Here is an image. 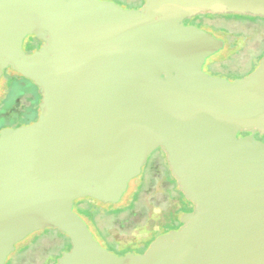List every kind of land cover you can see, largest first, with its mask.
Returning a JSON list of instances; mask_svg holds the SVG:
<instances>
[{
    "label": "water",
    "instance_id": "water-1",
    "mask_svg": "<svg viewBox=\"0 0 264 264\" xmlns=\"http://www.w3.org/2000/svg\"><path fill=\"white\" fill-rule=\"evenodd\" d=\"M206 12L264 16V0H0V78L42 96L35 121L0 130V264L46 227L71 244L54 264H264V56L238 80L205 72L223 40L183 20ZM159 147L195 209L116 255L74 201L119 202Z\"/></svg>",
    "mask_w": 264,
    "mask_h": 264
},
{
    "label": "rangeland",
    "instance_id": "rangeland-1",
    "mask_svg": "<svg viewBox=\"0 0 264 264\" xmlns=\"http://www.w3.org/2000/svg\"><path fill=\"white\" fill-rule=\"evenodd\" d=\"M112 1L122 7L134 8L145 0ZM232 15L235 16L232 19L228 16L209 15L200 17L199 20L214 26L225 24V27L231 29L233 35L238 38L235 47L229 43V46L220 53V57L224 58L223 61L217 63L212 61L208 66L204 67V70L216 74V76L225 77L228 80H238L240 77H244L246 73L255 70L259 66L260 59L264 56V19L243 20L242 16ZM216 31L220 35L223 34L221 30L217 29ZM228 37L230 39L233 38L231 36ZM23 48L26 52H29L26 46ZM3 74L5 77L0 80V99L4 97L2 105L8 106L10 102H14L17 106L19 104L28 106L31 101L35 99L38 101L37 90L39 89H36L31 80L12 70H4ZM13 74L16 77V81L9 89L10 91L7 92L5 80L6 77ZM32 118L34 116L28 117V119ZM256 138L264 142V134L257 133ZM155 156L153 154L150 161ZM147 169L148 165L144 164L141 174L130 180L131 183L129 182L128 189L116 204L101 202L102 205L90 197L80 198L74 203L75 210L77 209L76 204L78 203L80 208L83 206L82 201L84 200L91 201L101 209L102 212L98 219L101 226L105 225L106 227L103 230L116 235L121 242H103L97 233H94L91 228L89 229L99 243L108 250L116 251V245L119 249L130 250L133 253L137 252L142 247L140 243L148 240L160 229V222L163 219V216H161L164 208L163 200L167 196L166 188L169 186L165 173L169 169L166 162L158 163L156 168H153L151 173H149L146 181ZM137 182L138 185H141L142 182L145 183L141 190L138 185L136 187ZM20 245L19 242L15 244V249L8 255L5 264H45L48 260H53L55 256H59L60 252L62 254L63 251L68 250L71 246L68 237L52 227H46L42 230L36 242L31 244L25 251L18 253Z\"/></svg>",
    "mask_w": 264,
    "mask_h": 264
},
{
    "label": "flooded vegetation",
    "instance_id": "flooded-vegetation-1",
    "mask_svg": "<svg viewBox=\"0 0 264 264\" xmlns=\"http://www.w3.org/2000/svg\"><path fill=\"white\" fill-rule=\"evenodd\" d=\"M141 6H142V4H140L139 6L134 7V8H139ZM124 8H126V7H124ZM232 14H237L239 16H242L243 20H253V18L264 19V16H257V15H250V14L206 12V13L195 14V15L187 17V18H185L183 20V23L185 25L197 26V27H199V28H201V29H203L205 31H208V32L212 33L215 37L220 38V39L223 40V47L205 59V62L203 64V66H202L203 70H204V67L206 65L208 66L210 64V62H212V61H213V63H217V62L223 61L224 58L220 57V53L225 48H227L229 46V43L232 44L233 47H235L236 46V42L238 41V38L235 37V35H233V33H232L233 31L231 29H228V28L225 27V24H221V25H217V26L216 25L214 26L212 24L209 25L208 23H203L202 21H200L199 18L203 17V16H209V15H212V16L221 15V16H225V17L228 16V17H230L232 19V18L235 17ZM217 29L221 30L223 32V34L220 35L219 33H217V31H216ZM228 36H231L233 38L230 39ZM42 44H43V40L37 39L34 35H31L30 37H26V39L23 40V47L26 46L27 50L29 51L27 53H30V52L38 49ZM5 70L6 71L12 70V71L16 72L11 67L6 68ZM204 71L209 73V74H211V75H214V76L216 75V74H213V73L208 72L206 70H204ZM245 75H247V74H245ZM3 77H5L4 74L2 75L0 80ZM220 77H222V76H220ZM9 78H14L15 79L16 77H15L14 74L6 77L5 85H6V88H7V92L10 91L9 90L10 87L7 86V82L9 80ZM37 92H38V101L35 99V100L31 101L30 105H28V106H26V105L25 106L24 105L21 106L20 104L17 106L14 102L13 103L10 102V104L8 106H6V105L4 106V105H2L3 104L2 100H3L4 97H2L0 99V130L2 128H5V127L17 128V127H19L21 125H27L29 123H32L33 121H35L38 118V116H39V106H40V102H41V97L42 96H41V93H40L39 90H37ZM29 116L30 117L34 116V118L28 119ZM26 119H28V120H26ZM9 121H13V122L10 123ZM247 133L248 132H245V133H242V134L244 135V134H247ZM256 134L257 133H255V137H256ZM153 154L156 155V156L154 157V159L152 161H150V159L152 158ZM160 162L161 163L162 162H166L167 168L169 169V171L167 173H165L166 181L169 183V186H167V188H166L167 196L163 200L164 208H163V212L161 214V216H163V219L160 222V229L158 230V232H156L154 235H152L148 240L144 241L143 243H140V245H142V247H140V249L137 252H134V253H143V252H145V250L147 249V247L149 246L151 241H153L158 235L164 234V233H166V232H168V231H170L172 229H178L183 224L182 221H181V215L183 213H185V212H192L195 209V205L193 204V202H191L190 200L185 198V196L182 193V191L178 188V184H177L175 178L171 175V171H170V168H169V165H168L166 154L160 147L155 149L148 156V159H147V161L145 163V164L148 165L146 181L148 180L149 173H151L152 169L156 168V166ZM141 171H142V169H141ZM139 175H137V176H139ZM130 183L128 185H130ZM144 184L145 183L142 182L141 185L140 184L138 185V182H137L136 187L138 185L140 190H141L142 187L144 186ZM75 201H74V203H75ZM114 204H116V203H114ZM78 205L79 204L77 203L76 204L77 209L75 210V208H74L75 206L73 204L74 211L76 213H78L86 221L88 227L91 228L94 231V233H96L95 226H94L93 222L89 221L82 214H80V212H79L80 208H79ZM107 212H109V211H107ZM103 228L104 229L106 228L105 225H103ZM44 229L45 228L33 231L32 233L27 235L24 239L19 241V243L21 244L20 248H19V252L25 251L31 244L36 242L38 240V238H39L40 232L42 230H44ZM103 233H105V235L110 240L107 243H113V242L114 243L115 242L119 243V242H121V240H119L116 237V235H113V234L109 233L108 231L107 232L103 231ZM69 249H70V247L68 248V250ZM115 249H117V250L116 251L115 250L114 251L109 250V251L115 253L116 255H123V254H125L127 252H131L130 250L119 249L116 245H115ZM60 256H61V252H60L59 256H55V258L53 259L54 261L53 260H50V261L48 260V262L45 263V264H54L57 261V258L60 257Z\"/></svg>",
    "mask_w": 264,
    "mask_h": 264
},
{
    "label": "trees",
    "instance_id": "trees-1",
    "mask_svg": "<svg viewBox=\"0 0 264 264\" xmlns=\"http://www.w3.org/2000/svg\"><path fill=\"white\" fill-rule=\"evenodd\" d=\"M142 5H143V3H142ZM246 74H248V73H246ZM15 81H16V79L9 78V80L7 82V86H9L11 88L14 85ZM34 85H35V83H34ZM35 87H36V89H39L36 85H35ZM96 201L98 203L102 204L100 201H98V200H96ZM82 202H83V206L80 207V210H79L80 214H82L89 221L93 222V224L95 226V231H96L98 237L103 242H106V243L109 242L110 240L105 235V233H103L104 228H103V226H101V224L99 223V219H98L99 216L101 215V212H102L101 209L99 207H97L95 204H93L91 201H85L84 200ZM79 203H80V201H79ZM18 253H19V251H18Z\"/></svg>",
    "mask_w": 264,
    "mask_h": 264
}]
</instances>
